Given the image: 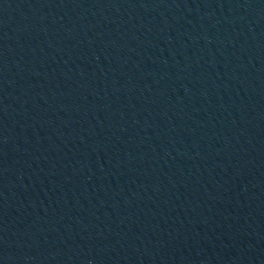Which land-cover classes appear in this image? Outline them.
Instances as JSON below:
<instances>
[{
  "label": "water",
  "instance_id": "water-1",
  "mask_svg": "<svg viewBox=\"0 0 264 264\" xmlns=\"http://www.w3.org/2000/svg\"><path fill=\"white\" fill-rule=\"evenodd\" d=\"M0 264H264V0H0Z\"/></svg>",
  "mask_w": 264,
  "mask_h": 264
}]
</instances>
